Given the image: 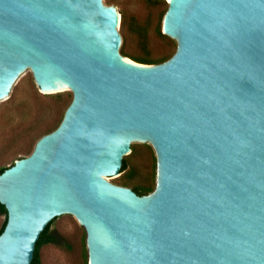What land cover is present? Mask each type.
Returning <instances> with one entry per match:
<instances>
[{
    "label": "water",
    "instance_id": "water-1",
    "mask_svg": "<svg viewBox=\"0 0 264 264\" xmlns=\"http://www.w3.org/2000/svg\"><path fill=\"white\" fill-rule=\"evenodd\" d=\"M166 2L175 50L141 63L106 0H0V101L22 72L71 92L0 172V264H30L62 214L87 264H264V0ZM132 143L156 163L147 194L113 183Z\"/></svg>",
    "mask_w": 264,
    "mask_h": 264
},
{
    "label": "rangeland",
    "instance_id": "rangeland-1",
    "mask_svg": "<svg viewBox=\"0 0 264 264\" xmlns=\"http://www.w3.org/2000/svg\"><path fill=\"white\" fill-rule=\"evenodd\" d=\"M106 4L114 6L120 14V34L127 42L125 57L133 60V55L148 54L156 58L175 50L176 46L157 30L160 13L165 8L160 0H106ZM122 15L126 23L121 27ZM132 23L143 31H135ZM61 93L63 97L58 98L56 95ZM69 93L62 90L43 92L35 84L32 74H20L8 98L0 101V166L10 165L27 155L35 141L57 125L69 101ZM129 168L135 170L129 183L140 184L149 180L156 168L151 149L135 148V157L128 160L122 178ZM3 218L4 215L0 214V224ZM52 227L59 234L60 243L41 247L40 264H87L84 229L75 217L62 214Z\"/></svg>",
    "mask_w": 264,
    "mask_h": 264
},
{
    "label": "trees",
    "instance_id": "trees-1",
    "mask_svg": "<svg viewBox=\"0 0 264 264\" xmlns=\"http://www.w3.org/2000/svg\"><path fill=\"white\" fill-rule=\"evenodd\" d=\"M160 2L165 6V8L163 9V12L160 13L161 19H159V24H158L157 30H158V32L160 34L165 35L161 31V23H162L163 15H164V13H165V11L167 9V2H165L164 0H160ZM125 23L126 22H125L124 16L122 15L121 27L123 25H125ZM132 26L134 27L135 31H137V32L143 31V29H141L139 27H136L134 25V23H132ZM172 53L168 54V55L159 56V57H156V58H152L148 54L133 55V56H131V58L134 61L141 62V63H159V62H162V61L166 60L168 57H170L172 55ZM70 93H69V97L70 98H69V101L67 102L65 108L67 107V105L69 104V102L71 100V94ZM56 96L58 98H62L63 94L62 93L61 94H57ZM65 108H64V110H65ZM64 110H63V112H64ZM61 118H62V116H61ZM61 118H60V120H61ZM51 130H49V131H51ZM132 152H133V143L131 144V151L128 154L124 155L123 158H122L121 171H124V170L127 169V167H128V156H130ZM12 163L10 165H12ZM10 165L0 166V172L3 171L5 168H7ZM134 173H135V170L133 168H129L128 171L126 172V174L124 175V177L120 178L117 184L130 187L138 195L147 194L150 191H152V189L154 188V185H155V169H153V171L151 172L150 179L146 180V181H144V182H142L140 184L129 183V181L134 177ZM0 214L4 215V218H3V220H2V222L0 224V232H1L3 227H4L5 221H6V210H5L4 206H3V204H1V203H0ZM57 217L58 216H56L53 219H51L46 224V226L43 228V230L40 232L39 237H38V239H37V241L35 243L33 257H32V260H31L30 264H40V248H41V246H43L44 244H48V243H60L59 234L52 227V223L54 222V220ZM84 237H85V233H84ZM83 246H85V241H83ZM85 252H86V248H85Z\"/></svg>",
    "mask_w": 264,
    "mask_h": 264
}]
</instances>
